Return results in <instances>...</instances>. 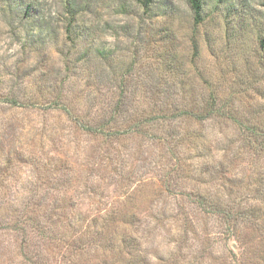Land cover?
Instances as JSON below:
<instances>
[{
	"label": "rangeland",
	"instance_id": "rangeland-1",
	"mask_svg": "<svg viewBox=\"0 0 264 264\" xmlns=\"http://www.w3.org/2000/svg\"><path fill=\"white\" fill-rule=\"evenodd\" d=\"M0 264H264L262 0H0Z\"/></svg>",
	"mask_w": 264,
	"mask_h": 264
},
{
	"label": "trees",
	"instance_id": "trees-1",
	"mask_svg": "<svg viewBox=\"0 0 264 264\" xmlns=\"http://www.w3.org/2000/svg\"><path fill=\"white\" fill-rule=\"evenodd\" d=\"M64 1H67V0H64ZM189 2H190V5H191V9H192V11H193V13H194V15H195V19L197 20L198 18H199V13H200V11H201V2H202V0H189ZM262 5L264 6V0H262ZM69 26H68V28H66V31L67 32H69ZM6 98L8 97V96H5ZM57 103L58 102H55V103H53V102H51L49 105H50V110H56L59 106H57ZM59 104V103H58ZM204 113L205 114H201V116H202V119L203 120H205V119H207V118H210L211 116H214V117H217V114H218V112H209V113H207L206 111H204ZM180 116V114H178V112H175V113H172V117L173 118H176V117H179ZM165 117V113H162V114H160V116H157V119H162V118H164ZM228 118V117H227ZM156 118H149V119H146V120H142L141 122H139V124L137 125L138 127H140L138 130H139V132H140V130L142 129L141 127H144L145 125H148V124H151V123H153V121L155 120ZM167 119V118H166ZM85 128H83V129H85V131H87V132H90V131H98L99 129L101 130L102 128H100V127H94L95 129H93L92 127H90V126H84ZM90 127V128H89ZM248 135H249V137L251 136V137H254V140H256V138H257V135H259V133H256V132H254V131H252V132H250V133H248ZM248 143H250V142H248ZM261 143H259V144H257V146L259 147H261ZM228 216H229V214H228ZM230 217V216H229Z\"/></svg>",
	"mask_w": 264,
	"mask_h": 264
}]
</instances>
